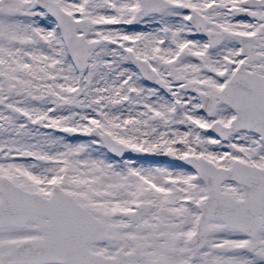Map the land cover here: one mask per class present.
<instances>
[{"label": "snow or ice", "instance_id": "6c2138e0", "mask_svg": "<svg viewBox=\"0 0 264 264\" xmlns=\"http://www.w3.org/2000/svg\"><path fill=\"white\" fill-rule=\"evenodd\" d=\"M0 264H264V0H0Z\"/></svg>", "mask_w": 264, "mask_h": 264}]
</instances>
